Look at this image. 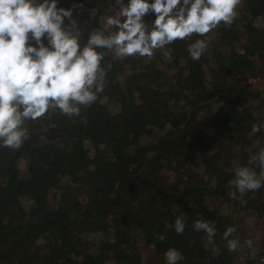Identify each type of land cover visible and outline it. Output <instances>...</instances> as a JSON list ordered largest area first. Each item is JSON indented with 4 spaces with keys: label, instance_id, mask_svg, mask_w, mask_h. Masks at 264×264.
Returning <instances> with one entry per match:
<instances>
[{
    "label": "trees",
    "instance_id": "trees-1",
    "mask_svg": "<svg viewBox=\"0 0 264 264\" xmlns=\"http://www.w3.org/2000/svg\"><path fill=\"white\" fill-rule=\"evenodd\" d=\"M57 6L72 8L81 45L115 11L114 0ZM237 10L231 25L151 57L101 49L106 75L93 103L25 121L21 147L0 148V264H166L169 247L180 264H263L264 186L233 196L229 180L264 146V132L250 131L264 123V0ZM196 39L207 47L193 61ZM197 219L214 225L211 242L193 230ZM229 226L236 251L222 236Z\"/></svg>",
    "mask_w": 264,
    "mask_h": 264
},
{
    "label": "clouds",
    "instance_id": "clouds-1",
    "mask_svg": "<svg viewBox=\"0 0 264 264\" xmlns=\"http://www.w3.org/2000/svg\"><path fill=\"white\" fill-rule=\"evenodd\" d=\"M58 2L0 0V148L21 147L28 137L26 120H37L49 109L71 117L79 114L81 105L93 103L106 75L100 66L105 55L101 49L111 51L114 58L151 57L154 50L176 40L204 36L221 22L231 25L241 4V0H114L115 11L106 16L104 28L91 30L81 45L72 8L58 7ZM149 13L154 17L150 26L143 19ZM206 47L205 40L196 39L187 51L198 61ZM250 131L264 132V123H253ZM230 171L233 196L264 186V146ZM173 228L181 234L184 221L177 217ZM192 228L203 231L209 242L215 235L214 225L206 220H195ZM234 232L229 226L222 234L229 251L240 247L239 239L231 238ZM246 243L251 248V241ZM218 251L213 248V255ZM163 255L166 264L184 259L175 247Z\"/></svg>",
    "mask_w": 264,
    "mask_h": 264
},
{
    "label": "built area",
    "instance_id": "built-area-1",
    "mask_svg": "<svg viewBox=\"0 0 264 264\" xmlns=\"http://www.w3.org/2000/svg\"><path fill=\"white\" fill-rule=\"evenodd\" d=\"M259 260L264 264V254L259 255Z\"/></svg>",
    "mask_w": 264,
    "mask_h": 264
}]
</instances>
